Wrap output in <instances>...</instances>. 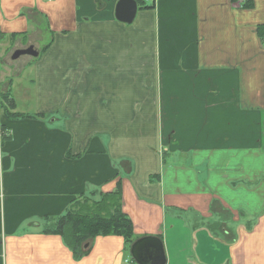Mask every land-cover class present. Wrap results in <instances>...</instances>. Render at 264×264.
Listing matches in <instances>:
<instances>
[{
	"label": "crops",
	"instance_id": "1",
	"mask_svg": "<svg viewBox=\"0 0 264 264\" xmlns=\"http://www.w3.org/2000/svg\"><path fill=\"white\" fill-rule=\"evenodd\" d=\"M119 1L0 0V264H264V0ZM118 190L133 243L76 259L54 225Z\"/></svg>",
	"mask_w": 264,
	"mask_h": 264
},
{
	"label": "trees",
	"instance_id": "2",
	"mask_svg": "<svg viewBox=\"0 0 264 264\" xmlns=\"http://www.w3.org/2000/svg\"><path fill=\"white\" fill-rule=\"evenodd\" d=\"M136 2L141 9L153 7L148 6L146 0H136ZM2 99L4 117L8 119L30 117L12 112L15 104L9 92L3 93ZM1 131L3 143L9 139V132L3 126ZM52 232L62 236L65 245L72 251L76 259L87 254L85 246L91 239L116 235L123 237L125 242L131 245L134 233L132 221L121 209V192L119 190L115 194L108 193L96 203L88 198L75 201L74 204H71L66 215L56 222Z\"/></svg>",
	"mask_w": 264,
	"mask_h": 264
},
{
	"label": "water",
	"instance_id": "3",
	"mask_svg": "<svg viewBox=\"0 0 264 264\" xmlns=\"http://www.w3.org/2000/svg\"><path fill=\"white\" fill-rule=\"evenodd\" d=\"M115 9L118 22L132 24L138 11V3L136 0H120ZM24 55L37 56L38 51L34 48H28L25 51L17 50L12 55V59L17 60ZM85 248H88V245ZM130 253L136 264H166L163 243L156 237L136 240L131 246Z\"/></svg>",
	"mask_w": 264,
	"mask_h": 264
},
{
	"label": "built area",
	"instance_id": "4",
	"mask_svg": "<svg viewBox=\"0 0 264 264\" xmlns=\"http://www.w3.org/2000/svg\"><path fill=\"white\" fill-rule=\"evenodd\" d=\"M246 0H239V3L243 4ZM2 92H0V120H1V117H2V110H3V99H2ZM0 129H1V126H0ZM1 138V136H0Z\"/></svg>",
	"mask_w": 264,
	"mask_h": 264
},
{
	"label": "rangeland",
	"instance_id": "5",
	"mask_svg": "<svg viewBox=\"0 0 264 264\" xmlns=\"http://www.w3.org/2000/svg\"><path fill=\"white\" fill-rule=\"evenodd\" d=\"M189 222H190V224H191V225H193V224H194V222H193V220H192V219H190V220H189Z\"/></svg>",
	"mask_w": 264,
	"mask_h": 264
}]
</instances>
